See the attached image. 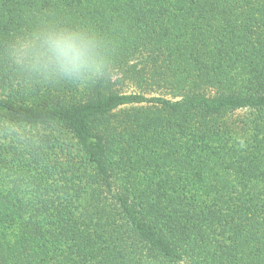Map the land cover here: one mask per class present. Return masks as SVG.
I'll return each instance as SVG.
<instances>
[{
    "label": "trees",
    "instance_id": "16d2710c",
    "mask_svg": "<svg viewBox=\"0 0 264 264\" xmlns=\"http://www.w3.org/2000/svg\"><path fill=\"white\" fill-rule=\"evenodd\" d=\"M41 23L108 77L19 75ZM0 264H264V0H0Z\"/></svg>",
    "mask_w": 264,
    "mask_h": 264
},
{
    "label": "clouds",
    "instance_id": "9594fccd",
    "mask_svg": "<svg viewBox=\"0 0 264 264\" xmlns=\"http://www.w3.org/2000/svg\"><path fill=\"white\" fill-rule=\"evenodd\" d=\"M4 55L26 80L83 86L108 77L113 45L87 27L41 23L14 36L6 45Z\"/></svg>",
    "mask_w": 264,
    "mask_h": 264
}]
</instances>
